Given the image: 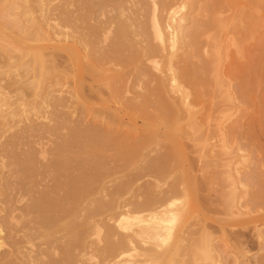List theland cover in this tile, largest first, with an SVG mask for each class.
Wrapping results in <instances>:
<instances>
[{"label":"bare ground","instance_id":"obj_1","mask_svg":"<svg viewBox=\"0 0 264 264\" xmlns=\"http://www.w3.org/2000/svg\"><path fill=\"white\" fill-rule=\"evenodd\" d=\"M52 1L0 0V264H248L206 228L220 177L264 245V0Z\"/></svg>","mask_w":264,"mask_h":264},{"label":"rangeland","instance_id":"obj_2","mask_svg":"<svg viewBox=\"0 0 264 264\" xmlns=\"http://www.w3.org/2000/svg\"><path fill=\"white\" fill-rule=\"evenodd\" d=\"M58 2V0H53L52 2H51V4H55V3H57ZM5 9V7L4 6H0V12H2L3 10ZM71 9H75V6L73 5V6H71ZM2 55L3 54H0V62H3L4 61V59H3V57H2ZM61 59V61H62V58H60ZM261 89H262V92H264V79H262V81H261ZM70 88H71V81L69 80L68 82H66L65 83V85L61 88V92H62V96H64L65 97V99H66V107H65V110L66 111H68V116H69V118H70V120H79V119H81V118H84L85 120H89L90 119V117L89 116H86L85 114H83V113H81V112H79L76 108H75V104H74V102H73V100H72V98L70 97V93L71 92H68L69 90H70ZM262 92L260 93V96H261V94H262ZM92 95V94H91ZM262 95H264V94H262ZM88 96H90L89 94H88ZM90 98L91 99H95V95L94 96H90ZM51 108H49V110H50ZM249 115H251L252 114V112H250V113H248ZM47 115H48V118H51L52 117V111H48L47 112ZM126 120V119H125ZM140 120H138L137 121V125H140ZM21 124V123H20ZM21 125H23V123L21 124ZM14 131V130H13ZM11 133V132H10ZM10 133H7L3 138H2V140L1 141H3V140H5V139H7L8 137H9V135H10ZM260 141H259V143H258V145H259V148H261V151H260V154L259 155H257L256 153V157H258L259 158V160H260V163H261V165H264V136H261L260 137V139H259ZM190 147V146H189ZM190 148H188V150H189ZM187 150V148H186V151H188ZM190 155H192V159L193 158H195V156H194V154H192L191 153V149H190ZM253 156V155H252ZM255 156V155H254ZM197 160H194L193 161V166L195 167V168H198V166H199V163H197L196 162ZM40 162H41V164H43V163H45L46 162V160H44V159H41L40 160ZM198 166H197V165ZM4 170H6V168H4ZM262 170H264V169H262ZM12 180H11V183H12V185H13V189H11V190H9V194H8V200H10L11 202L9 203V205H11V206H13L14 208H15V212H14V214H19V213H21L22 211H23V209H24V207H25V205H26V203L29 201V199L30 198H32L33 196H35V195H37L38 194V191L39 190H43V189H45V187L47 186V185H50V179H49V177L48 176H46L44 173H41L39 176H37L36 177V182H38V184L36 185V186H34L33 188H32V190H27V189H25L24 187H23V183H22V180L21 179H19V178H11ZM219 183H217L216 182V184H215V193H213L212 192V201H213V205H212V208H213V210H214V212L216 213V214H214V213H211V215H213L214 217V220L212 221H208L207 222V228H206V232L208 233V235L209 236H211V238H212V242H213V244L214 243H216V244H214L217 248H219V251H221V252H223V251H225V252H227V251H229V244H231V241H232V243H233V238L234 237H232V239H231V236H232V234H234V236H236V235H241V236H243V238L245 239V241H246V243L244 244V246L246 247V249H247V255H248V260H247V262H248V264H259V261L262 259V261H264V245H262L260 242V240L261 239H259V238H256V236H255V233H254V231L251 229V227L249 228H243V227H241V228H243V229H241L239 226H232V228H231V226L229 227V225L228 224H230L229 222H231L232 220H228L227 222V224L225 223V221H224V224L222 223H219L220 222V218L219 217H224L225 216V212H226V203L224 202V200L222 199V202L220 201L221 199V197H218V196H220L217 192L219 191V190H221V189H219V188H221L222 186H223V183H222V181H221V179H220V177L218 178V180H217ZM217 185V186H216ZM221 185V186H220ZM217 190V191H216ZM216 197V198H215ZM217 198H218V201H220V202H217ZM214 202H216V206L214 205ZM220 204V206H219V204ZM222 204V205H221ZM223 205H224V207H223ZM257 206L258 207H253V205L251 204V206L250 207H252V209H255V210H253L252 212H250L249 213V215H246V216H250V217H252V216H254V217H257V214H262V213H264V200H261V202L259 201L258 202V204H257ZM218 210V211H217ZM222 212H224V213H222ZM260 212V213H259ZM219 215V216H218ZM218 219H217V218ZM226 217V216H225ZM237 217V216H236ZM239 217V216H238ZM234 218V220L235 221H237V219L239 220V219H241L242 218V216L240 217V218ZM222 219V218H221ZM219 220V221H218ZM223 220V219H222ZM232 221V222H235V221ZM223 225H226V227H228V229L226 230V228L223 226ZM228 225V226H227ZM221 226H223L224 228L222 229L221 228ZM234 227V228H233ZM237 227V228H236ZM209 229V230H208ZM223 230H225V231H223ZM231 231V232H230ZM221 232V233H220ZM240 232L242 233V234H240ZM228 233V234H227ZM232 233V234H231ZM221 234V235H220ZM231 235V236H230ZM190 234L189 233H187L186 234V237L189 239L190 237ZM223 237V238H222ZM187 238H186V242L188 241L187 240ZM242 238V239H243ZM215 239H217V240H215ZM230 239H231V241H230ZM243 239V240H244ZM185 242V243H186ZM228 244V245H227ZM234 244V243H233ZM261 245V247H259ZM219 246V247H218ZM220 246H221V248H220ZM228 249H227V248ZM229 258H231V257H229ZM258 260V261H257Z\"/></svg>","mask_w":264,"mask_h":264}]
</instances>
